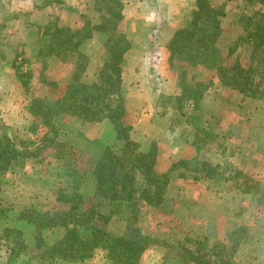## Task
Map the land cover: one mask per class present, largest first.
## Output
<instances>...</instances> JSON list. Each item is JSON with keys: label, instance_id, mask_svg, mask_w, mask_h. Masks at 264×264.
Instances as JSON below:
<instances>
[{"label": "rangeland", "instance_id": "rangeland-1", "mask_svg": "<svg viewBox=\"0 0 264 264\" xmlns=\"http://www.w3.org/2000/svg\"><path fill=\"white\" fill-rule=\"evenodd\" d=\"M35 1L0 0V165L3 155L5 162L10 153L16 155L0 172V264H79L32 257L33 224L21 215L28 207L68 208L55 196L75 179L84 200L100 203L98 209L110 215L111 233L133 225L154 238L156 244L137 264H198L190 258L206 264L228 259L264 264V96L247 90L249 83L243 91L227 86L207 69L200 73L207 86L196 103L175 99L179 68L170 63L169 42L187 24L196 0H40V5L50 4L47 11L55 17L38 29L29 25L43 17L34 13L39 6ZM208 2L227 12L221 19L224 30H237L239 8L251 12L264 7L258 0ZM107 7L122 13L121 30L130 45L124 54L121 94L132 137L138 148L155 154L154 174L144 178L137 173L132 197L112 203L103 192L93 196L96 181L88 173L89 163L113 136L107 119L88 122L61 114L41 124L43 116L28 109L31 96L42 88L40 73L57 82L58 88L48 87L56 92L72 74L61 55H38L50 42L52 28L74 31L87 21L91 27L102 21ZM90 36L84 40L88 63L81 74L88 84L100 81L105 59L100 34L92 29ZM26 71L30 75L21 76ZM252 77L264 88L263 70ZM25 150L33 155L25 158ZM67 166L73 170L70 177L63 172ZM61 233L42 231L49 243ZM23 246L14 255L13 249Z\"/></svg>", "mask_w": 264, "mask_h": 264}, {"label": "trees", "instance_id": "trees-1", "mask_svg": "<svg viewBox=\"0 0 264 264\" xmlns=\"http://www.w3.org/2000/svg\"><path fill=\"white\" fill-rule=\"evenodd\" d=\"M263 8L251 12L239 8L236 14L237 30H224L221 27V19L227 16L224 7H214L208 0H196L187 24L178 27L169 42L170 63L179 68L180 93L175 99L196 103L207 86L206 78L200 77V73L207 72V69L211 70L212 77L227 86L243 91L249 83L247 90L252 89L250 91L254 94L259 92L264 96V88L259 87L252 77L253 73L264 71ZM100 17V23L86 27L90 23L87 21L74 31L62 27L52 28L50 42L39 49L38 55H50V52L61 55L63 62L72 66V74L56 92L52 89L49 91L48 87L58 88L57 82L40 73L42 88L39 93L36 91L38 94L31 96L28 109L33 115L43 116L41 124H49L51 117L56 118L61 114L76 116L88 122L107 119L113 136L110 142L102 145L98 159L89 163L88 173L96 181L93 196L103 192L109 203H112L132 197L137 173H143L144 178L149 177L147 174H154L155 154L152 149L143 151L138 148L139 144L132 137V123L127 119L128 111L121 94L124 54L130 47L121 30L122 13L107 7ZM92 29L100 34L105 59L100 81L88 84L81 79V74L88 63L84 40L91 37ZM193 68L195 71L201 69L202 72L190 71ZM26 75H30V72H23L21 76ZM97 113L102 114L101 117L94 118ZM50 127L52 129L53 125ZM21 153L25 158L33 155L29 150ZM11 157L15 158L16 155L10 153L5 162L7 157L2 156L4 163L0 165V172L7 168ZM108 158L111 161H107ZM70 168L67 166L63 170L67 177H70L69 171H73ZM79 185V179H75L56 192V202L66 205V209L28 207L21 212L33 224L35 251L31 256L36 257L37 261L48 258L51 261L72 260L80 264L91 257L96 248H101L112 264H137L142 254L156 244L154 238L144 235L133 225L119 234L111 233L110 215L98 209L100 203L84 200ZM128 220L134 223L133 218L128 217ZM49 229L62 230L61 235L51 243L42 235V231ZM25 248L13 249L14 255ZM188 261L206 264L201 259L190 258ZM222 264L237 263L228 259Z\"/></svg>", "mask_w": 264, "mask_h": 264}, {"label": "crops", "instance_id": "crops-1", "mask_svg": "<svg viewBox=\"0 0 264 264\" xmlns=\"http://www.w3.org/2000/svg\"><path fill=\"white\" fill-rule=\"evenodd\" d=\"M32 2V1H30ZM36 4H39V6H35V12H38L40 15V19L41 21H37L36 23H30V28H35L38 29V24H45L48 23L51 19H53L55 16L52 15V12L47 11L50 4L46 3V4H42L40 5V0H36L35 1ZM38 15V14H37ZM24 17V15H23ZM21 25L19 24V22L17 23V27L16 28H20ZM15 35H13V37H16V39L19 38V32L17 30H15V32H13ZM143 100V95L138 96ZM152 97H154V93L152 95ZM105 253L103 251H100L99 248H96L93 253L92 256L89 258L84 259L80 264H111L110 261L106 258V256L104 255Z\"/></svg>", "mask_w": 264, "mask_h": 264}]
</instances>
